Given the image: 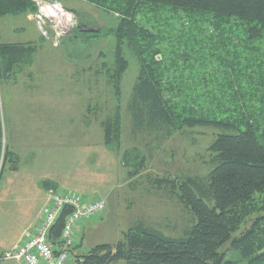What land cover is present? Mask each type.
<instances>
[{
    "label": "trees",
    "instance_id": "16d2710c",
    "mask_svg": "<svg viewBox=\"0 0 264 264\" xmlns=\"http://www.w3.org/2000/svg\"><path fill=\"white\" fill-rule=\"evenodd\" d=\"M82 1L119 19L108 76L117 95L128 68L124 44L137 60L126 106L132 135L162 141L195 128L218 132L206 148L205 178L168 182L191 221L181 236L139 223L116 244L95 246L83 264H234L227 244L244 264H264V0ZM35 11L33 0H0V19ZM34 52L29 44L0 43V74L31 64ZM119 127L116 118L102 122L106 148L120 145ZM128 154L121 156L126 169ZM69 212L53 226L54 245Z\"/></svg>",
    "mask_w": 264,
    "mask_h": 264
},
{
    "label": "rangeland",
    "instance_id": "374dc122",
    "mask_svg": "<svg viewBox=\"0 0 264 264\" xmlns=\"http://www.w3.org/2000/svg\"><path fill=\"white\" fill-rule=\"evenodd\" d=\"M49 1L72 19L61 37L51 26L43 36L31 13L0 19V42L34 47L31 63L37 66L30 69L23 64L8 76L0 74V143L6 151L0 184V242L14 239L28 226L45 192L42 213L48 185L41 184L46 174H55L81 195L94 190L87 196L106 203L103 214L75 230L72 252L76 257L97 245L116 244L139 223L168 237L181 236L191 221L177 198L179 188L168 182L204 179L209 171L206 148L218 132L195 128L162 141L146 133L132 135L126 106L139 66L126 44L121 52L128 68L119 95L108 81L116 66L118 17L82 0ZM29 76L47 77V83L42 79L32 90ZM112 118L120 125L117 149L104 145L102 122ZM72 127H80L81 135L82 156L76 164L73 151L78 144L73 146L68 137ZM6 144L11 146L9 151ZM124 151H130L127 169L121 160ZM249 226L250 221L240 231ZM223 251L234 264L245 263L228 244Z\"/></svg>",
    "mask_w": 264,
    "mask_h": 264
},
{
    "label": "built area",
    "instance_id": "2783aa9c",
    "mask_svg": "<svg viewBox=\"0 0 264 264\" xmlns=\"http://www.w3.org/2000/svg\"><path fill=\"white\" fill-rule=\"evenodd\" d=\"M33 3L36 11L31 13V16L43 36H47V26L52 27L57 38L68 32L69 22L72 21L70 15L62 9H57L55 4H48L51 3L49 0H33ZM5 163V145L0 143V179ZM105 205V201L98 198H86L75 192L48 189L40 223L31 232H26L18 244L0 257V264L10 259L21 264H83L82 259L72 252L75 230L82 222L103 214ZM66 208H69L70 212L66 217L59 244L54 245L51 241L53 226ZM50 228L51 238L48 239Z\"/></svg>",
    "mask_w": 264,
    "mask_h": 264
},
{
    "label": "crops",
    "instance_id": "0c3cea01",
    "mask_svg": "<svg viewBox=\"0 0 264 264\" xmlns=\"http://www.w3.org/2000/svg\"><path fill=\"white\" fill-rule=\"evenodd\" d=\"M26 42H28V41H26ZM0 43H9V42H0ZM14 44H16V43H14ZM27 67L30 68V69L31 68H37V66H35L34 63H31V64L27 65ZM28 78H27V80H29L30 85L32 87V90L38 88V83H41L42 79H45V82L47 83V80H46L47 77L43 78L42 76H29ZM49 82H52V81H49ZM68 135H69L68 136L69 139H71L70 137H72L71 141H72L73 146L75 145V143L78 144V146H77L78 150L73 151V155H75V153H76V156H75V159H74V164H76V162H79V158L82 156V153H81V150H80L81 149V145H80V143H81V140H80V136H81L80 135V127H78V128L77 127H72V130L69 131ZM6 146H7L8 151H9L11 146H8L7 144H6ZM86 152H87V154H89L87 147H86ZM85 172H87L88 175L90 173L87 168H85ZM4 174H5V168H4V171H3V175H2V177L0 179V184L2 182ZM43 183H46V185H48L47 189H49L51 187H54L56 189H60V190L66 191V192H75V193L81 194V193H79L78 191H76L74 189L75 187L70 186V184H66V182L62 181L55 174H48V175L46 174V178H44V180H42V184H41L42 187H43ZM87 193H89L87 195H90V194L94 195L96 192L94 190H89V192H87ZM87 195L82 193V196H84L86 198H92V197L96 198L94 196H87ZM40 196H42V197H40V203H39V207H38L37 213H36L35 217L33 218V220L28 224V226L18 236H16L14 239H12V240H4V241L2 240L3 243L0 242V257L3 256L5 253L9 252L16 244H18L20 242L22 236L26 232H28V231L31 232L40 223L41 218H42L40 210L42 208V205H44V202H45V200H44L45 199V192L43 193V195H40ZM2 264H21V263H19L18 261L10 259V260L3 261Z\"/></svg>",
    "mask_w": 264,
    "mask_h": 264
},
{
    "label": "water",
    "instance_id": "95a60500",
    "mask_svg": "<svg viewBox=\"0 0 264 264\" xmlns=\"http://www.w3.org/2000/svg\"><path fill=\"white\" fill-rule=\"evenodd\" d=\"M90 32V31H89ZM51 232H52V228L49 229V232H48V239L51 238Z\"/></svg>",
    "mask_w": 264,
    "mask_h": 264
}]
</instances>
